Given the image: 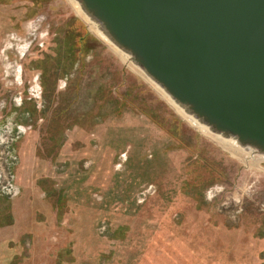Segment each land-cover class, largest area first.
I'll return each mask as SVG.
<instances>
[{
	"label": "rangeland",
	"instance_id": "374dc122",
	"mask_svg": "<svg viewBox=\"0 0 264 264\" xmlns=\"http://www.w3.org/2000/svg\"><path fill=\"white\" fill-rule=\"evenodd\" d=\"M258 159L193 127L71 0H0V184L19 190L0 264H264Z\"/></svg>",
	"mask_w": 264,
	"mask_h": 264
},
{
	"label": "water",
	"instance_id": "95a60500",
	"mask_svg": "<svg viewBox=\"0 0 264 264\" xmlns=\"http://www.w3.org/2000/svg\"><path fill=\"white\" fill-rule=\"evenodd\" d=\"M188 114L264 156V0H77Z\"/></svg>",
	"mask_w": 264,
	"mask_h": 264
},
{
	"label": "bare ground",
	"instance_id": "6f19581e",
	"mask_svg": "<svg viewBox=\"0 0 264 264\" xmlns=\"http://www.w3.org/2000/svg\"><path fill=\"white\" fill-rule=\"evenodd\" d=\"M76 10L84 16L86 21L91 26L92 30L98 34L103 40H105L107 43L113 45L116 50L120 53L122 58L128 63L133 66L134 69L138 71L140 75H142L144 78H146L149 82H151L157 89L159 93L163 95V97L177 110V112L186 119L193 127L197 128L201 133L210 136L214 140H216L220 145H223V147L231 152L238 153L241 152L245 156H247L248 160L256 159V156H260V159H258L255 163L258 164L261 161L264 160V156H261L257 153V151L251 147H243L241 146L235 138H225L222 135L213 133L208 126L200 122L197 118L187 113V111L182 108L180 105H178L171 97L170 95L163 89L160 85H158L154 80H152L145 72L142 70L135 62H133L131 56L127 53H125L123 50H120L101 30V27L98 23H96L94 20H92L87 14H85L84 10L82 9L81 5L77 0H71ZM245 161V160H244ZM246 162V161H245ZM255 164V165H256ZM253 165V164H252ZM249 166V165H248Z\"/></svg>",
	"mask_w": 264,
	"mask_h": 264
},
{
	"label": "built area",
	"instance_id": "2783aa9c",
	"mask_svg": "<svg viewBox=\"0 0 264 264\" xmlns=\"http://www.w3.org/2000/svg\"><path fill=\"white\" fill-rule=\"evenodd\" d=\"M19 195V190L16 188L14 181L11 183L0 184V197L10 196L17 197Z\"/></svg>",
	"mask_w": 264,
	"mask_h": 264
},
{
	"label": "trees",
	"instance_id": "16d2710c",
	"mask_svg": "<svg viewBox=\"0 0 264 264\" xmlns=\"http://www.w3.org/2000/svg\"><path fill=\"white\" fill-rule=\"evenodd\" d=\"M35 243H36V244L39 243V239H38V238L35 239ZM7 261H8V260H7Z\"/></svg>",
	"mask_w": 264,
	"mask_h": 264
}]
</instances>
